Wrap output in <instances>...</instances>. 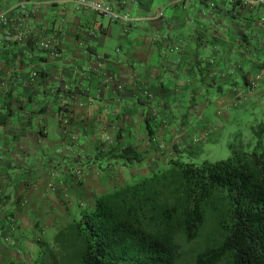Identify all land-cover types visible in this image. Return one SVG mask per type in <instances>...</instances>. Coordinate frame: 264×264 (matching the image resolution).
I'll return each mask as SVG.
<instances>
[{
	"label": "crops",
	"instance_id": "obj_1",
	"mask_svg": "<svg viewBox=\"0 0 264 264\" xmlns=\"http://www.w3.org/2000/svg\"><path fill=\"white\" fill-rule=\"evenodd\" d=\"M16 1L0 0V9ZM32 1L30 39L6 46L0 24V264H34L38 243H50L120 182L176 157L198 160L195 147L215 143L228 132L231 110L264 92L262 7L100 0L140 19L126 27L68 0ZM59 27L58 47L42 48ZM199 131L209 132L200 144ZM91 154L105 160L87 162ZM133 156L143 160L131 163ZM85 170L90 175L75 174Z\"/></svg>",
	"mask_w": 264,
	"mask_h": 264
},
{
	"label": "trees",
	"instance_id": "obj_2",
	"mask_svg": "<svg viewBox=\"0 0 264 264\" xmlns=\"http://www.w3.org/2000/svg\"><path fill=\"white\" fill-rule=\"evenodd\" d=\"M262 131L253 150L236 148L218 161L176 157L114 187L43 244L35 264H180L186 247L198 241L194 264H264Z\"/></svg>",
	"mask_w": 264,
	"mask_h": 264
},
{
	"label": "rangeland",
	"instance_id": "obj_3",
	"mask_svg": "<svg viewBox=\"0 0 264 264\" xmlns=\"http://www.w3.org/2000/svg\"><path fill=\"white\" fill-rule=\"evenodd\" d=\"M253 7V6H251ZM102 21L107 22V18H101ZM115 41L112 42L114 44ZM259 98H254L253 104H250L249 106L245 107H236L231 110V124L228 127V132L223 135H218L217 141L215 143L210 142L207 146H196L195 150L192 151V157L196 158L200 161L202 160H211V161H218V160H224L227 159L233 149L240 148L244 150H253L255 145L257 144L259 138L256 134V131H262L263 135V143H264V92ZM258 99V100H257ZM263 126V127H262ZM202 133V134H201ZM208 133V132H206ZM113 135H120L119 130H114ZM202 135H204L203 131H199V135H195L194 137V143L200 144L202 142ZM181 143L178 142L177 146L174 147V149H179V145ZM181 151V150H180ZM195 152V153H193ZM103 155V154H102ZM116 157V155H113ZM102 160H105L104 155L101 156ZM84 159L88 162H96L98 161V158L95 157V155H88L84 157ZM184 160H187V158H183ZM172 161V159L169 160V163ZM95 164V163H94ZM98 169V170H97ZM95 171V176H100V173L102 172V164L98 165ZM88 172L83 173L84 177L87 175ZM90 175V173H88ZM81 175V176H82ZM88 175V176H89ZM82 176V177H83ZM81 177V178H82ZM80 178V179H81ZM102 178V177H101ZM107 178V176H106ZM122 178L116 182H120ZM119 184V183H118ZM121 184V182H120ZM119 184V185H120ZM118 185V186H119ZM22 204V201H21ZM84 205V204H83ZM91 206V205H90ZM88 206H83L82 208H86ZM10 223V221H8ZM8 223V224H9ZM11 228H9V231L7 232L8 235H10V241H7L11 243L12 236H14L13 229L15 228L10 223ZM35 237V236H34ZM3 238V237H2ZM5 241V239H3ZM53 241V238L51 239V242ZM14 245V244H12ZM43 245L41 244L39 248V243L37 244V248L40 250ZM200 246H202V243L200 241L194 242L186 247L184 258L180 262V264H194L195 262V255L197 251L199 250ZM20 250V249H19ZM19 253L21 251H18ZM35 264V263H34Z\"/></svg>",
	"mask_w": 264,
	"mask_h": 264
},
{
	"label": "built area",
	"instance_id": "obj_4",
	"mask_svg": "<svg viewBox=\"0 0 264 264\" xmlns=\"http://www.w3.org/2000/svg\"><path fill=\"white\" fill-rule=\"evenodd\" d=\"M78 7L90 9L94 13L100 15L103 18H107L110 22H119L126 27H136L139 18L132 16L129 12L117 10L114 6L109 5L100 0H68ZM243 3L249 6H255L257 4L264 5V0H242ZM32 0H17L12 6L6 9H0V24L4 29L3 43L9 46L14 43H22L30 39V32L27 30V21L32 14ZM163 16V11H160L159 17ZM64 31L62 28H55L52 32L47 33L40 40V46L44 49H55L58 47L60 37ZM119 51V50H118ZM105 66L104 61L98 63V67L101 69ZM258 79V80H257ZM261 77H256L257 81H254L251 85L253 88H257ZM116 87L118 90L123 89V84L117 82ZM202 134V133H201ZM205 135V134H204ZM178 141L172 143L173 147L177 145ZM79 177L84 174L81 171H77ZM83 174V175H82ZM82 175V176H81Z\"/></svg>",
	"mask_w": 264,
	"mask_h": 264
}]
</instances>
